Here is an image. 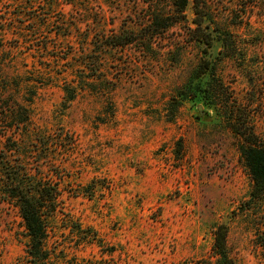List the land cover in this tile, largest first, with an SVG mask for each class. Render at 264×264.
I'll return each instance as SVG.
<instances>
[{"label":"rangeland","instance_id":"374dc122","mask_svg":"<svg viewBox=\"0 0 264 264\" xmlns=\"http://www.w3.org/2000/svg\"><path fill=\"white\" fill-rule=\"evenodd\" d=\"M209 2L229 32L211 48L183 23L150 38L142 0H0V264H29L17 172L56 198L52 264H214L220 225L235 264H264V197L228 127L264 142V0Z\"/></svg>","mask_w":264,"mask_h":264},{"label":"trees","instance_id":"16d2710c","mask_svg":"<svg viewBox=\"0 0 264 264\" xmlns=\"http://www.w3.org/2000/svg\"><path fill=\"white\" fill-rule=\"evenodd\" d=\"M148 4V30L152 31L150 38L162 34L164 30L173 24H185L186 31L190 34L191 39L201 42L207 48L213 46L216 37L229 36V32L222 31L214 21V16L211 12L209 0H192L193 17L188 20L185 15V9L188 5V0H142ZM164 4L168 5L170 12H165ZM159 33V34H158ZM227 44V40L224 39ZM121 43H113L112 46H121ZM211 69V63L204 60L199 75L206 74ZM210 73V72H209ZM212 84L206 88V97L213 96L215 92L218 95V90L211 88ZM70 97L68 101H71ZM215 104V103H214ZM228 120V127L232 132L240 138V154L248 167L250 177L253 182V187L250 193L252 200L264 197V142H261L252 129H239L236 125L240 121L233 118L231 114ZM6 122L12 120V114L4 116ZM26 126L29 123L27 116L18 122ZM12 163L6 157L0 158V168H10ZM7 186H11L10 194L7 197L14 200L19 209L20 216L24 222V228L29 239L26 249L27 263L29 264H52L45 242V227L42 221L43 209L50 207L56 201V198L49 195H44L45 190L40 185L41 181L33 179H20L26 177V174L17 172ZM29 178H31L29 176ZM31 185H35L34 190H31ZM30 189V190H29ZM49 197V199H48ZM226 228L223 225L216 227L212 243V253L215 258L214 264H235L230 258L227 249ZM261 247L264 249V233L261 239ZM84 264H105L104 260L95 262H87ZM113 264V263H112Z\"/></svg>","mask_w":264,"mask_h":264}]
</instances>
